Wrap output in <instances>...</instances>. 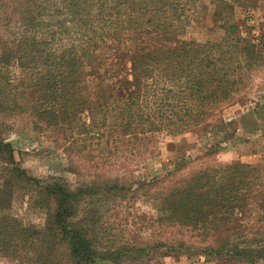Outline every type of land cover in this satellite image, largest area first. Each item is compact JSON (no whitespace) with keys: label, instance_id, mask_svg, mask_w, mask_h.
<instances>
[{"label":"trees","instance_id":"obj_1","mask_svg":"<svg viewBox=\"0 0 264 264\" xmlns=\"http://www.w3.org/2000/svg\"><path fill=\"white\" fill-rule=\"evenodd\" d=\"M203 1L0 0V114H27L36 129L76 135L109 158L134 155L163 133L216 130L228 143L235 135L219 114L244 104L264 69V9L257 28L235 15L258 0H211L223 35L198 41L187 36ZM16 72L19 80L11 77ZM260 102L254 111L264 124ZM262 158L257 165L206 167L172 186L160 176L131 184L99 177L72 188L62 177L29 174L13 142L0 137V255L11 264H119L132 250L100 242L92 204L119 198L134 184L136 192L161 185L151 196L158 222L197 239L154 247L219 264H256L264 261ZM19 190L45 215L43 227L11 216Z\"/></svg>","mask_w":264,"mask_h":264},{"label":"rangeland","instance_id":"obj_2","mask_svg":"<svg viewBox=\"0 0 264 264\" xmlns=\"http://www.w3.org/2000/svg\"><path fill=\"white\" fill-rule=\"evenodd\" d=\"M257 5L255 9H238L235 21H243L258 28L263 16L264 0H258ZM215 10L216 6L211 0L201 2L195 9L187 37L198 41L220 38L223 35V29L220 28L222 23L214 20ZM11 77L20 78L17 72ZM254 77L246 90L245 103L226 107L219 114L229 133L235 135L228 138V143L221 142L223 137L216 130L203 135V131L197 129L196 132L176 137L163 133L145 141L134 155L119 153L116 158H109L103 153L99 155L94 152L95 147L90 141L85 142V139L71 136L70 133L63 135L61 130L36 129L27 114L20 115L17 112L0 114V137L13 142L15 158L29 174L39 178L62 177L72 188L99 177L131 184L160 176L164 184L177 185L182 179L206 167L232 162L253 165L263 163L264 124L254 109L261 106L259 98H264V69ZM21 91L22 88L18 92ZM30 100L27 97L25 102ZM260 114H264V107ZM220 142L219 149L210 153L209 150ZM170 172L178 173L171 177L168 176ZM132 185L133 189L119 198L106 195L105 200L92 204L100 218V242L112 245L111 250L116 246L132 250L124 254L125 258L119 264H219L184 251L178 253L166 247H154L159 242L186 241L190 244L197 239L194 233L183 227L158 222L159 214L151 196L159 191L161 185L146 187L142 192H136L135 185ZM147 192L149 194H145ZM9 211L13 218L24 225L43 227L46 223L45 215L31 207L26 193L21 190L14 195ZM139 248L145 249L144 252L139 253ZM0 264L11 262L0 255ZM97 264L114 262L100 260ZM256 264H264V261Z\"/></svg>","mask_w":264,"mask_h":264}]
</instances>
